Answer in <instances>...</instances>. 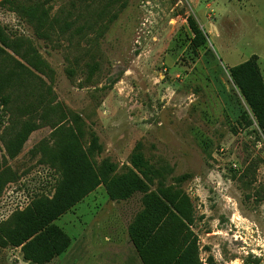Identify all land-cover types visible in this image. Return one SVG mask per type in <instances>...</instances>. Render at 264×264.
<instances>
[{"label": "rangeland", "instance_id": "obj_1", "mask_svg": "<svg viewBox=\"0 0 264 264\" xmlns=\"http://www.w3.org/2000/svg\"><path fill=\"white\" fill-rule=\"evenodd\" d=\"M4 1L0 27L29 40L49 66V78L38 76L72 114L65 130H80L85 147L89 136L98 140L95 162L123 173L137 151L164 170L167 186L194 205L200 264H264V137L242 118L229 77L255 58L264 83V0H119L105 27L79 37L71 32L86 14L71 10L74 0H39L76 20L51 41L38 39ZM189 18L206 38L197 53ZM8 117L0 107V228L35 200L51 199L62 179L61 136L41 127L10 158ZM141 209L140 194L117 202L97 188L54 222L70 246L49 264H141L127 233ZM0 264L29 263L19 248L0 244Z\"/></svg>", "mask_w": 264, "mask_h": 264}, {"label": "trees", "instance_id": "obj_2", "mask_svg": "<svg viewBox=\"0 0 264 264\" xmlns=\"http://www.w3.org/2000/svg\"><path fill=\"white\" fill-rule=\"evenodd\" d=\"M118 2H71L72 11L86 14L83 26L75 27L71 36L85 35V28L93 30L97 24L105 27L106 16H110ZM47 3L4 1L32 27L38 39L51 41L53 36L70 31L76 20H69L71 13H63V9L59 14H52ZM77 4H80L78 9ZM188 24L194 35L190 47L197 53L206 45V38L192 18ZM38 74L49 78L51 70L31 42L23 37L10 38L0 27V107L10 119L4 128L6 151L10 158L15 157L32 132L50 127L61 136L56 154L62 169V179L51 199L35 200L16 221L2 224L0 244L19 248L23 260L29 264H49L70 246L69 238L54 222L102 186L112 201H127L136 194L141 195L142 209L127 230L141 264H200L193 230L195 211L190 197L182 190L168 187L165 171L154 168L137 151L130 157V168L123 173H118L116 165L108 161L96 163L95 157L101 153L98 140L94 135L89 136L90 145L85 147L80 130H65L64 124L72 114L55 102L52 88ZM229 77L244 105L242 118L249 127L256 128L258 136L264 137V83L255 58L231 68ZM34 118L40 119L37 124ZM78 121L75 118L76 126ZM74 176L80 178L78 183L73 182ZM1 181L0 177V185Z\"/></svg>", "mask_w": 264, "mask_h": 264}]
</instances>
